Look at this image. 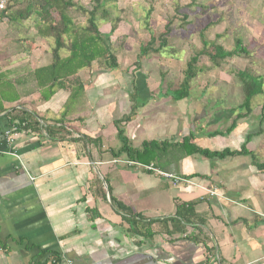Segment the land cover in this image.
Listing matches in <instances>:
<instances>
[{"label": "crops", "instance_id": "obj_1", "mask_svg": "<svg viewBox=\"0 0 264 264\" xmlns=\"http://www.w3.org/2000/svg\"><path fill=\"white\" fill-rule=\"evenodd\" d=\"M29 23L0 21V264H264V108L228 132L234 107L204 101L199 111L189 104L179 111L172 100L156 109L137 78L125 86L116 82L123 71L106 67L93 77L81 69L73 100L69 88L42 100L31 73L49 62L51 39ZM20 118L29 123L16 125ZM186 136L201 149L234 154L168 149L148 164L191 182L172 185L119 152L123 138L139 148ZM111 198L140 223L152 220L149 235L132 234ZM181 203L193 216L183 232L170 233L162 221Z\"/></svg>", "mask_w": 264, "mask_h": 264}, {"label": "rangeland", "instance_id": "obj_2", "mask_svg": "<svg viewBox=\"0 0 264 264\" xmlns=\"http://www.w3.org/2000/svg\"><path fill=\"white\" fill-rule=\"evenodd\" d=\"M71 1L86 10H90L93 5L91 0ZM8 2L9 0H5L1 9ZM103 2V7L110 12L112 20L110 22L98 20L97 24L103 34H107L110 27L115 26V31L109 37L110 44L116 54L119 69L123 71L116 82L127 86L128 82H132V78H137L136 82L143 85V95H149L150 99L154 100L156 109H165L161 106L172 101L162 95L167 88L174 89L181 82L186 61L202 47L201 31L207 40H214L226 49L232 47L236 38H240L249 55L233 56L215 67L205 55L209 48L203 49L204 53L201 54L197 65L207 71L198 72L197 76L190 80L189 96L183 99L184 101L178 100L174 106L179 111H186L189 104L191 112L199 111L200 104L204 101L216 107L221 105L236 107L243 101V94L234 74L237 70L248 67L263 78V94L251 99V108L255 112L262 109L264 0H103ZM68 13L74 22L80 24L85 22L86 15L76 8L70 7ZM29 21L31 27L32 22ZM166 24L170 25L171 30L168 35L162 36L164 33L161 32L165 30ZM33 30L31 27V32ZM151 35L155 38L151 47H159L162 38L166 40L167 46L158 52H148L146 56L138 59L139 45L146 44ZM52 47L51 38V45L47 48L49 60L52 56L50 50ZM99 68L102 67L93 63L87 68L89 69L87 73L93 77ZM87 73H83L85 78ZM110 94L114 96L115 92L112 90ZM116 95L122 100L121 94Z\"/></svg>", "mask_w": 264, "mask_h": 264}, {"label": "trees", "instance_id": "obj_3", "mask_svg": "<svg viewBox=\"0 0 264 264\" xmlns=\"http://www.w3.org/2000/svg\"><path fill=\"white\" fill-rule=\"evenodd\" d=\"M92 8L84 9L82 6L73 3L71 0H9L3 9H0V21H5L9 25L20 29L25 20H31V27L35 30V35L43 38H52L53 47L50 49L52 56L48 64L38 67L32 71V76L35 79L37 87L40 91H44L42 100H47L56 89L69 88L73 100L82 90V84L78 77V72L81 69L89 68L93 63L106 67V69L116 70L119 68L116 54L112 51L110 44V35L115 31V26H111L109 32L103 34L99 30L98 20L110 22V12L106 10L103 0H91ZM76 8L78 11L86 15L83 24L76 23L69 15V8ZM171 30L170 25H165V30L161 33L162 36L168 35ZM219 35H216L218 37ZM201 49L195 52L186 61L182 73L181 82L174 89L167 88L162 96L169 97L174 101L185 99L189 96L190 80L195 78L198 72L207 71L197 65L203 49L205 55L211 62L212 66L218 67L221 63L233 56H248L249 52L242 45L241 39L236 38L232 47L224 48L221 44L214 40H207L201 31ZM155 40L151 35L149 41L144 45H139L138 59L143 58L148 52H158L162 47L167 46L164 38L159 42V47L153 48L152 43ZM61 51H66V56H61ZM50 52V51H49ZM242 94L243 101L236 107L230 110L232 114L229 128L226 131H231L236 121L246 117L252 112L251 99L252 97L263 94L262 85L263 78L250 68L239 69L235 72ZM134 81L132 80V84ZM137 92V91H136ZM69 105V104H68ZM264 108V102L261 105ZM24 114V113H23ZM32 115H29L30 118ZM124 117L123 119H127ZM28 118V117H27ZM20 118L16 125H22L24 120ZM123 121V120H121ZM27 125L29 122H24ZM120 135L121 130H118ZM191 137L182 138L180 143L168 144L157 143L155 141L143 142L141 147L132 148L128 145L127 140L123 138V145L119 152L126 153L128 160L141 164H148L149 161L161 159L166 154L168 149L173 148L179 151L181 155L185 154H200L204 157H219L233 155L234 152H210L197 147L195 144L189 143ZM245 152L242 146L240 153ZM110 203L115 211L122 212L127 215L125 221L129 225V230L132 234L149 235L148 227L153 222H141L142 217L134 214L130 208L121 202L111 198ZM193 209L191 204H177L175 217H170L162 221L166 231L170 224L171 232H183L185 222L191 221ZM57 259L53 261V264Z\"/></svg>", "mask_w": 264, "mask_h": 264}, {"label": "built area", "instance_id": "obj_4", "mask_svg": "<svg viewBox=\"0 0 264 264\" xmlns=\"http://www.w3.org/2000/svg\"><path fill=\"white\" fill-rule=\"evenodd\" d=\"M5 3V0H0V9L3 7ZM16 130L15 127L10 126L9 129H7L3 135L4 138L7 142L13 141L12 139V133ZM128 165H139L141 168L144 170H147L151 172L152 174L161 177L162 179L169 181L172 185H178V184H191L190 180L187 178H184L182 176H176L170 172H166L165 170H162L160 168H157L153 164H138L137 162L133 161H127L126 162ZM202 189L209 195H215L216 194V189L215 188H203Z\"/></svg>", "mask_w": 264, "mask_h": 264}]
</instances>
